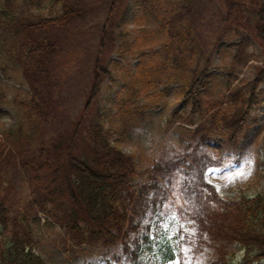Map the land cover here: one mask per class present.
I'll list each match as a JSON object with an SVG mask.
<instances>
[{
	"label": "rangeland",
	"instance_id": "374dc122",
	"mask_svg": "<svg viewBox=\"0 0 264 264\" xmlns=\"http://www.w3.org/2000/svg\"><path fill=\"white\" fill-rule=\"evenodd\" d=\"M81 1L86 6L83 19H63L61 22H69L59 26L62 29L50 27L53 31L47 35V40L55 42L56 50L45 59L46 77H38L31 86L36 88L37 94L36 90L31 91L23 73L12 69L6 60V46L13 37L9 33L3 39L6 29L0 30L3 76L8 83L12 82L11 70L19 83H12L10 87L0 84V132L23 128L22 156L37 158L43 149L47 151L51 146L60 157L81 120L82 141H78L74 154L85 153V141H90L94 131H101L113 146L117 145L135 163L134 184L146 182L158 162L159 168H155L152 175L158 173L161 181L177 189L185 179L186 167L178 162L181 156L210 137L215 151L232 150L228 154L232 166L223 175H212L214 169L208 173V179L218 186L222 198L232 203L236 202L240 192L249 197L264 196V82L254 91L252 106L257 107L249 108V115L242 122L236 104L229 103L224 106L227 110H222L219 118L216 117V125L198 130L197 125H186L189 133L178 131L166 144L165 131L161 128L162 119L171 117L175 108L188 114L193 122H199L205 115L201 121L210 123L208 107L221 102L219 100L227 91L228 70L240 42L247 46L248 54L245 52V55L248 58L254 51L257 56L247 68L238 67L237 74L242 72L239 81H246L241 85L244 94L238 105L242 106V100L252 96L251 84L257 68L264 63V51L252 30L255 11L250 6H243L246 9L243 17L236 18L235 11L228 19L224 0H124L120 10L109 14L111 0H69L77 5ZM17 2L24 4V0ZM50 3L51 0H34L30 18L56 14L57 11L53 14L49 11ZM106 27L108 34L103 32ZM103 39L105 47L102 46ZM155 52L169 56V69L163 68L166 59L155 56ZM191 55V61L187 60ZM99 57L106 58L109 73L104 76L102 85L97 82L90 98L93 68ZM178 57L181 58L179 64ZM178 67H183L181 73L185 82L171 81V75ZM196 71L205 72L203 87L206 88L200 91V100L206 109L202 112L185 105L182 96H177L184 84L195 78ZM155 78L158 79L152 81ZM31 92L39 112L47 107V103L52 107L47 110V116L40 118V113L31 112L27 106L19 107L20 103L30 100ZM139 108H145L147 113H139L136 110ZM225 111L231 119L222 115ZM122 132L126 135L119 141ZM19 138L16 136L15 140ZM6 142L10 144L8 140ZM243 147H251L249 163L242 152ZM55 168L53 166L52 170ZM192 170V177L200 175L197 169ZM24 174L22 179L16 167H9L8 188L2 193L7 195L13 215L25 216L33 226L35 251L47 264H106L119 245L95 246L72 238L68 232L71 203L61 196L64 185L60 174L36 187L30 184V174L26 171ZM206 191L212 190L207 187ZM201 192L192 180L181 193L187 207L180 219L182 224L190 220L192 227L183 232L184 257L179 264H212L230 257L239 262L244 252L232 237L239 227L238 214L232 209L210 207ZM195 202L202 205L201 209L190 210L189 204ZM53 215L60 224H48V217ZM200 219L202 225L212 229V234L200 229L196 223ZM81 227L91 229L85 223Z\"/></svg>",
	"mask_w": 264,
	"mask_h": 264
},
{
	"label": "trees",
	"instance_id": "16d2710c",
	"mask_svg": "<svg viewBox=\"0 0 264 264\" xmlns=\"http://www.w3.org/2000/svg\"><path fill=\"white\" fill-rule=\"evenodd\" d=\"M12 2L13 0H0V30L6 27L7 23L13 25L14 17L10 14L13 9ZM122 3L123 0H113L109 12L115 14ZM224 3L228 19L235 11L236 18L243 17L246 13L243 6H250L255 11L256 21L252 24V30L256 34V40L264 47V0H224ZM63 8V16L42 19L31 27L48 29L49 25L63 23L57 22L58 19L74 20L76 17H82L84 13V9L74 3H64ZM246 22L250 23L248 20ZM105 43L106 41L102 43L103 47ZM28 44L29 55L33 58L29 62L28 71L42 73V57L46 52L53 51L54 47L44 42L29 41ZM102 61L98 59L95 62L91 95L97 82L101 85L103 75L108 73ZM204 74L205 72L196 71L190 85L187 96L191 95L194 103L197 101L193 92L203 85ZM263 78L264 69L260 72L259 81ZM36 107L39 110V106ZM86 108H89V103ZM243 110L244 103L239 107L242 116L246 115ZM80 125L81 120L65 144L60 157L50 147L47 151L43 149V153L37 158L23 162L24 169L34 172L30 184L36 187L43 181L52 179L55 174H60L64 185L61 196L71 203L68 232L72 238L95 246L119 245L106 264H176L183 256L180 243L182 229L172 225L164 226L162 223L164 217L161 205H164L165 201L162 198V184L155 180L151 184L137 187L132 181L135 168L131 157L122 153L117 146H113L101 131H94L90 141H85V153L74 154L78 141H82ZM124 136L122 132L118 140L121 141ZM15 161V155L7 151L6 145L0 142V186L6 187V167ZM53 166H56L54 170ZM214 189L211 188V192L206 191L207 199L216 193L215 201L210 207L232 209L238 214L239 227L235 232V240L246 250L245 264H255V261L264 257V199L241 195L238 201L228 203L220 199L217 189ZM196 193L199 195V192ZM7 204V198L0 199V264H46L43 258L34 252L33 228L25 218L24 223L19 216L13 215ZM40 206L42 207V204ZM56 220L61 222L58 218ZM127 222L129 226L125 229ZM80 223H85L91 229L83 230Z\"/></svg>",
	"mask_w": 264,
	"mask_h": 264
},
{
	"label": "snow or ice",
	"instance_id": "6c2138e0",
	"mask_svg": "<svg viewBox=\"0 0 264 264\" xmlns=\"http://www.w3.org/2000/svg\"><path fill=\"white\" fill-rule=\"evenodd\" d=\"M154 237H149V239H153ZM170 264H171V262H170Z\"/></svg>",
	"mask_w": 264,
	"mask_h": 264
}]
</instances>
